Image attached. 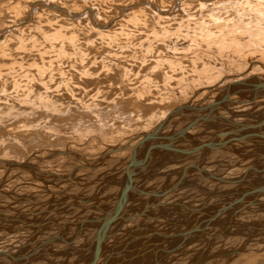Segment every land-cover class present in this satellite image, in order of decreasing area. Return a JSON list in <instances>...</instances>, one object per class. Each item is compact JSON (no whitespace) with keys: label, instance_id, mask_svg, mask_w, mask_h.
Masks as SVG:
<instances>
[{"label":"rangeland","instance_id":"1","mask_svg":"<svg viewBox=\"0 0 264 264\" xmlns=\"http://www.w3.org/2000/svg\"><path fill=\"white\" fill-rule=\"evenodd\" d=\"M139 1L143 4V7L146 8L144 9L145 13L143 14L145 16L144 20L148 21L147 28L142 27L140 25L141 23H135V19L132 14L133 11L124 9L125 6L130 8L132 3H140ZM153 1L156 5L148 7L145 5L148 0H37V2H43V4H49L52 7L64 6L66 9H68L67 11L70 15L77 17L75 18L77 21H74L75 24L73 25L72 22L68 21L65 16L64 19V17L58 13V11H49L40 6L36 0H0V112H4V109H6V102L10 105L16 104L14 107H12L14 109H12L11 117L5 120L3 119V123L0 124V145H2L0 152L8 154V157H5V159L10 158L11 160H19L20 157H25L30 152L33 153L34 151H39V149L43 150L48 146H52V148L55 147L54 150L62 148L63 146H60V142L57 141V138L53 137V133H56V128L59 124L61 127L58 129L59 136L57 137L62 139L61 143H68V148H70V151L72 152L70 154L71 158H68L67 160L58 159L59 156L62 157L58 154H55V157H53V155H49V152L47 151L45 153L41 152L38 154L36 156L37 160L32 165L33 168L35 167V169H33L35 172H42L40 173L41 175L38 173L36 174L38 179L33 178L35 176H32L25 171L21 173V176L18 175V172L21 171H17L16 173L18 174L12 173L9 175V177H5L6 171L1 168L0 177H2L1 180L4 179V181L3 187H0V207L4 212H7H5L6 214L10 212L11 214L8 215L17 218L18 215L22 216L25 213H27V215H31V213L43 211L50 204L49 202L51 201V198L53 196H57L54 194V192L58 191V189L68 191L72 197L77 199H83L84 197L82 196H85L86 198L90 196L89 194H93L94 190L102 184L100 181L101 179L102 181L105 179V175H110V182L113 181V184H117L119 179H113L115 178V171L112 169L119 167L121 164L123 165V160L125 161V159L128 157L131 158V152L133 148H135V144L131 146L130 138L132 139L134 136L139 138L143 131L146 130V126L149 128L148 126L150 125L152 126L158 124L163 112H167L168 110L172 111L181 105H186L191 97L193 98L194 96H197L195 99L196 102H193L195 105H209L218 99L221 100L223 95H225L226 86L235 83L236 80H233V77L241 75L243 70L249 72L250 68L255 65L256 67L259 66L258 69L256 72L250 73L260 74L259 76H261V81L264 82V68H262V66L260 67V65L252 63L250 67H247L245 63H243L244 61H229L228 57H234L233 52L219 50L217 45H212L211 43L208 45L206 42H192L193 38L188 37L187 34H189V36H193L196 33L199 34V31L203 28V25L200 22L205 20L208 23L209 20L207 13L208 10L200 12L199 9H192L195 8L196 5L190 3L189 1L194 2L195 0H186V2L185 0ZM226 1L230 3L233 0ZM183 3L188 5L189 9L183 10ZM231 4L232 7L229 8V15L233 14L235 10H239V8H237L234 3ZM154 7H159V11H157ZM89 8L94 9V16L91 15L92 12L90 13ZM160 12L168 13L170 14V17L175 14L176 21L170 23L167 21H160ZM31 13L33 14L32 17ZM249 16L250 15L247 13L245 18L247 19ZM94 19H98V23L100 22L99 25L107 26L111 33L116 32V34L106 37H103L102 35L100 36V34H98L99 32L93 29ZM28 20H31L29 24L30 26L28 28H21L24 26V23H27ZM204 27L208 29L216 28L214 24L210 23ZM162 33H168V37H165V35ZM172 35L175 36L173 37ZM190 45L193 47L191 48ZM189 49H194L197 53H203L209 55V57H213L215 60L214 62L216 63L215 67H217L214 68V70H216L215 72H218V68L220 67L219 74L216 73L213 77H217L219 75L222 76V78L226 77L224 78L225 82H222V85H218V87L221 86L220 88L216 86L215 88H211L206 91H201L199 89V87H202L199 83L203 82L200 80L198 73H200L204 63L201 60L192 61L191 58L194 55L192 53H187ZM217 60L220 63H217ZM261 60L264 67V59ZM207 62L210 63V60ZM194 65L196 69L194 68ZM83 66L91 70V72L93 71L92 73L99 75L97 78L95 77V82H91V80L88 81V79H82L81 76H79V70L82 69ZM254 75L256 74H253L252 77H256ZM43 77L49 82L47 87L45 85L44 88L37 84V82ZM229 78L230 80H228ZM96 80L99 82L97 85ZM253 80L251 83H253ZM76 83H80L84 88H87V94H83L78 99L83 100V102L87 101V105H93L91 106V110L94 113L96 112L97 116L99 117L101 121V128L95 118L90 121V125L92 127L89 125L90 122L86 124L85 127H80L81 124H85L84 121L89 120L93 113H89L87 110H81L79 106L75 105V101L71 102V106H74L71 108V114L65 117L56 116L53 115L54 113H49L48 111L45 112L43 110H41L43 113L39 111L36 113V115H34V117L31 115L28 117L26 114L22 113L23 109L20 107L21 104H19V100H22V98H24L29 91H31L29 94L33 93L31 96L36 98H41L43 97V93H46L47 96L52 100L54 98L58 100L61 99V97L57 95L58 92L56 91H61L63 95H66L65 92L68 93L67 87L70 89H75ZM33 100L35 99L29 97L27 101H31V104L33 105L37 104V102L33 103ZM66 106L67 105H65V107ZM235 108H240V106L233 107V109ZM242 109L246 111L253 109L254 112H260L261 110H264V97H261V99L253 105L246 103ZM24 110L29 111L27 109ZM82 114L84 116H82ZM260 114L262 115L263 113ZM28 121L32 122V125H34V128L31 130V132L23 130L22 134L21 132L13 133L19 128L18 126H20L21 123L27 125V123H29ZM0 122H2L1 119ZM74 123L76 125H73ZM65 127L66 129H64ZM67 128L69 129L67 130ZM47 129L52 130L51 133L46 131ZM62 130L65 132H62ZM25 132L27 133L25 134ZM49 133L50 135H48ZM52 139H54V141H52ZM201 139H203V141H208L209 136L201 135ZM133 142L134 141H132V143ZM139 142L140 140L138 143ZM121 145L123 147L126 146L127 148L121 151L120 149L117 150L120 147L122 148ZM217 153L219 152H214V154ZM219 154L225 155L227 160L222 161V159H219V161L218 158L215 157L213 161H210L208 164L210 165L209 167L211 169H214V171L217 170V174L221 173L219 175H223L227 172L226 176H233L243 175L248 171L249 167L246 171L235 166L246 163H244L239 157L233 156L231 153H226L225 151H221ZM78 156H81L82 159ZM62 159H65L64 156ZM257 161L258 160H255L254 163ZM261 161L264 163V156L261 158ZM90 162L95 164H90ZM227 162L230 164L232 163L233 166H230V168L227 169L225 168L224 171L226 172L223 170L222 172H219V170L223 169L222 163L228 164ZM247 164L249 165L251 163ZM247 164L246 166H248ZM129 166L130 163L127 167L129 168ZM61 167H63V169ZM91 167H95L96 169H91ZM126 168L121 172H119L121 170L119 169V174H123L125 170L128 171V168ZM55 171H60L59 173L57 172L59 178L56 180L52 179V177L55 178L56 176L49 177L45 175V172ZM63 176L68 178H63ZM160 176H162V174ZM256 176H258L257 173ZM188 177L189 176H187V179ZM200 178L204 183H206L205 179L199 176V179ZM153 180L154 181L150 185V188L152 187L158 189L159 187H163L160 185L163 180L159 183L160 186L157 185L156 179ZM204 183L202 185H205ZM98 184L99 186H97ZM73 185L76 187L79 186V190L76 187V189H74ZM215 185V188H222V185L216 182H210L208 187L213 188ZM152 191L153 190H150V192ZM79 192H82L81 195H78ZM172 193V195L160 200V202L165 203V200H169V202L177 201L183 202V205L184 203H195L196 207H199L200 204H197V196L204 198L205 195L203 192L202 196V193L200 194L199 191L193 188H178ZM5 197L8 199L6 198L7 200H5ZM37 199L40 200V202H38ZM217 199L220 201L219 198ZM217 199L213 200L212 202H219ZM59 200L62 202V204L66 203L64 205L60 204L61 207L66 206L68 205L67 203H69L72 207H67L74 209L73 205L75 203L72 204L71 201L64 197L60 198ZM157 202L158 201H155V203ZM82 206L84 205L80 204L76 206V210L86 208L88 205L85 207ZM238 207H240V205ZM171 209L172 208H169V214H171L172 217L168 218V223L163 220L164 218L159 221H152L149 219L141 220L138 224H132V227L130 229L128 228L123 235L122 233H119V236H115V238L118 237V239H122L121 241L119 240V244L123 240L127 239L130 245L126 248V251L123 252H121L124 249L123 246L117 247V252L121 253L115 258H111V261H108L110 262L109 264H122L120 263L122 261L125 262L124 264H128L131 260L134 261V263L131 264H144L143 261L145 264H154L155 260L153 259L155 258L158 261L161 260L164 264L189 263V261L192 259V256L195 255L193 252L186 253V250H175L171 254L159 253L163 248L170 249L172 247H177L180 242L175 240L171 245V240L163 241L160 237L156 236L149 240L141 238V236L150 235L153 233L154 235L164 233L169 236L186 232L189 229V226L187 225L191 226L192 224H186V222H184L186 219L180 216L186 214L187 212L182 210L180 207L173 208L172 211ZM213 209H215L214 212H216V209L218 208ZM126 210H128V207ZM159 210L160 209L157 207L155 208L154 212L158 213ZM248 210L249 212L246 213L244 210L240 211V214L235 213V222L238 224H240L239 222H248L250 218L247 213H250L253 210L255 211L256 209L250 208ZM3 211L2 213H4ZM14 211H17L18 214ZM85 213L83 216L77 215L75 218L72 215H69L65 211L64 207L63 216H61V218L65 217L64 220L70 218V220L73 221H81L84 218H88L90 215L89 211L88 213ZM164 217L166 218L165 213ZM194 217H197V215L195 214ZM182 218L183 220H181ZM251 218H253V216ZM40 220H42V218ZM2 221H4V219ZM180 221H183L181 225L173 224V222ZM195 221L196 218L191 222ZM51 225L52 230L50 229L46 235H42V237L45 236L44 238L35 237L34 235L35 240H31L33 243L27 246H37L39 239L43 240L49 237L58 236L67 230L65 227L64 230L61 231V227L59 228L56 224L50 223L49 226L51 227ZM72 226L73 227H71V229H74V227L76 229L78 228V225L73 224ZM53 227L55 229H53ZM217 227L219 226H216L215 228ZM214 231L205 232L203 236H210V234H212ZM6 233L7 232L0 231V237L4 241L8 237ZM241 235V233H236L235 236L228 237L227 240L220 239L217 242V245L211 250L212 254H216L218 252L217 256L211 262L215 261V264L220 262L222 264H264V245L260 243L256 244V240L249 242L246 248L238 253V258L236 257L237 259H235L234 256L232 258L219 256L225 252L224 250L233 251L237 247L239 248V246L245 240V237L243 238ZM11 236L8 238L11 239ZM237 236L240 237L237 238ZM34 237L30 236L28 238V235L25 234V236H22L18 239L19 242H16V244H6L5 246H2L0 252L14 251L17 249L19 250V248H21L24 243H27L28 240ZM66 238L70 239V237ZM136 238L139 239L136 240ZM259 238L260 237H258V239ZM2 239L0 240V245H3ZM76 241L72 243L73 247L71 249L77 247L75 244ZM260 241H264V238L262 237ZM82 242H85V240L79 241V243ZM196 243L197 247L195 249H197L200 245V242L197 241ZM47 244H43L42 248L59 249L63 248L64 245L59 241H54L51 242V244ZM117 244L113 245L112 248L116 247ZM193 246H191V250ZM32 248L24 247V249L22 248V251L24 250L27 252ZM155 248L161 250L158 251V253L155 252L156 250L150 253L147 250ZM110 250L106 252V256L111 255ZM31 251H33V249ZM42 251L40 253L45 254L46 251ZM181 252L183 253L181 254ZM141 253H143L145 258L141 256ZM61 258H64L63 255L57 253V255H55V257L52 259H48L47 256H44L43 259L54 263L58 260H61ZM1 260L3 261L5 259L0 258V261ZM3 263L8 262L3 261ZM33 264H36V262ZM159 264H161V262Z\"/></svg>","mask_w":264,"mask_h":264},{"label":"bare ground","instance_id":"2","mask_svg":"<svg viewBox=\"0 0 264 264\" xmlns=\"http://www.w3.org/2000/svg\"><path fill=\"white\" fill-rule=\"evenodd\" d=\"M37 2V0H36ZM36 2H33V3H36ZM140 2V1H139ZM186 2V0H185ZM190 3L196 5L195 8H192V9H199L200 12H203L204 10H208V23L205 21V20H202L200 23H202L203 25V28L199 31V34L196 33L194 34L193 36H189V34H187L188 37L190 38H193V43H198V42H206L208 45L211 43L212 45L215 44L217 45V48L219 50H224L225 52H233V56L234 57H228L229 58V61H232L234 62L235 60L239 61H244L243 63H245V65L247 67H250L252 65V63L254 64H257V65H260V67L262 66L263 67V62L261 59H264V0H246V1H243V0H233L232 2L228 3L226 0H195L194 2L193 1H189ZM39 3L40 6H42L43 8L49 10V11H58V13H60L63 17L65 16L66 19L70 22H72V24L74 25V21H77L75 20V18L77 17H74L72 15L69 14V12L67 11L68 9H66L64 6H50L49 4L48 5H45L43 4V2H37ZM60 3V2H59ZM231 3H234L236 5L237 8H239V10H235L233 12V14L229 15V8L232 7V4ZM62 4V3H61ZM184 4V3H183ZM37 5V4H35ZM148 7H151V6H155V2L153 0H148V2H146V4ZM210 6V7H209ZM34 7V6H33ZM194 7V6H193ZM157 11H159V7H154ZM182 8L183 10H187L189 9L188 5L184 4L182 5ZM90 9V13L91 15H93V10L92 8H89ZM124 9H129L131 11H133V16H134V19H135V23L139 24L141 23L140 25L142 27H145L147 28V22L146 20H144L145 16L143 13H145L144 8L143 7V4L140 2V3H132L130 5V8L128 6H125ZM34 10V8H33ZM150 10V9H149ZM184 12V11H182ZM33 13V12H32ZM31 13V17L33 16V14ZM248 13L249 18H245L246 17V14ZM157 14V13H156ZM170 14L168 13H163V12H160L159 14V20L160 21H167V22H175L176 21V15L173 14L171 17L169 16ZM82 16V15H81ZM94 16V15H93ZM162 16V17H160ZM178 16V15H177ZM62 17V18H63ZM64 17V19H65ZM31 19V18H30ZM112 19V18H110ZM158 20V21H159ZM30 21L31 20H28L27 23H24L23 27L21 28H28L30 25ZM94 24V30L95 31H98L100 34V36L102 35L103 37H106V36H113L116 34V32H113L111 33V31L108 30V27L107 26H104V25H99L98 23V19H94L93 20ZM81 23V22H80ZM114 23V22H113ZM214 24L216 26V28L214 29H208L204 26L208 25V24ZM112 27V26H111ZM20 28V29H21ZM136 29V28H135ZM167 29V28H166ZM16 30V29H15ZM153 30V29H152ZM152 32V31H151ZM72 33V32H71ZM187 33V32H186ZM158 34V33H157ZM163 35H165V37H168L167 34L168 33H162ZM184 34V33H183ZM162 35V36H163ZM177 35V34H175ZM175 35H172L173 37ZM157 36V35H156ZM155 36V38H156ZM164 37V36H163ZM172 37V38H173ZM179 37V36H178ZM76 38V37H74ZM161 38V37H160ZM159 39V38H158ZM167 39V38H166ZM186 41V40H185ZM184 41V42H185ZM174 43V42H173ZM84 44V43H83ZM172 44V42H171ZM187 44V43H186ZM175 45V44H174ZM189 45V44H188ZM196 45V44H195ZM191 48L193 47L192 45H190ZM197 46V45H196ZM184 47V46H183ZM175 49V48H173ZM176 50V49H175ZM223 51V52H224ZM187 53H192L194 56L191 58L192 61H203V68L200 70V73L199 74V78L200 80L203 82V83H199L200 86L202 87H199V89L201 91H206L208 89H211V88H215L216 86L218 87V85H222V82H225V79L226 77L222 78V76H217V77H213L216 73L219 74V71H220V67L218 68V72H215L216 70H214V68H217L215 67L216 63L214 62L215 60L213 59V57H209V55H206V54H203V53H197L196 50L194 49H189ZM160 54V53H159ZM247 54V55H246ZM198 55H201V56H198ZM200 59H199V58ZM189 58V57H188ZM210 60V63H208L207 61ZM168 62V61H167ZM222 62V61H221ZM144 63V62H143ZM195 63V62H194ZM217 63H220L218 62L217 60ZM21 65V64H20ZM259 66L256 67L253 66L250 68L249 72L243 70V72H241L242 74L241 75H238L236 77H233V80H236L235 83L231 84L232 86L230 87L229 85L226 86V92H225V95H223V98L221 100H223V104L221 105V110H218V114H221V113H224V114H221L219 115V118L218 119H214L211 120V122L209 123H201L199 124L197 127L195 128H192L191 130H189V132L187 133L188 136L192 137L190 134V131H192L191 133H193L195 136L192 137L194 139H199V140H202L201 139V135L203 136H209V140H212L214 138H221L220 134L219 133H226V132H230L231 135L227 138L231 141H234L236 135L238 134L239 130L241 129H244L245 131L242 132V134H238L239 136H243V135H253L254 133L255 134H264V116H261L260 113H264L263 111L264 110H261L260 112H254L253 109L251 110H243V106L246 104V103H249L250 105H253L254 103H257L261 97H264V89L260 88L261 85H264V82L261 81V76H259L260 74L258 73H250V72H256V70L258 69ZM194 68H195V65H194ZM196 69V68H195ZM172 70V69H171ZM260 70H263V69H260ZM196 71V70H195ZM80 72V75L82 79H88L91 80V82H95V77L97 78L99 75H97L96 73H92L91 70H89L88 68L86 67H82V69L79 70ZM222 73V72H221ZM245 73V74H243ZM250 73V74H248ZM253 74H256L254 76L256 77H252ZM222 75V74H221ZM85 77V78H84ZM81 78H80V81H81ZM254 79V80H253ZM230 80V78L228 79ZM253 80V83H251ZM200 81V82H201ZM227 81V80H226ZM243 81H246V85L245 84H242L241 82ZM49 82L46 81V79L43 77L42 79H40L37 84L39 86H41L42 88H44V86L46 85L47 87V84ZM88 83V82H87ZM99 82L96 80V85L98 84ZM227 83V82H226ZM198 84V85H199ZM254 85V86H253ZM221 87V86H220ZM218 87V88H220ZM57 89L59 90V88L57 87ZM26 90V89H25ZM29 90V89H28ZM34 90V89H33ZM217 90V89H216ZM37 91V90H35ZM39 91V90H38ZM67 91L68 93L65 92L66 95H63L61 91H56L58 92L57 95L61 97V99H51L50 97L47 96L46 93H43V97L41 98H36V97H33L31 95H33V93H30L31 91H29L27 93V95L22 98V100H19L21 104L20 107L21 109H23L22 113L23 114H26L28 117L36 115L37 112L43 110V111H48L49 113H54L53 115H56V116H67L69 114H71V108H73L74 106H71V102L72 101H75L77 106H79V108H81V110H87L89 113H93V115L89 118V120H86L84 121L85 124H81L80 127H85L86 124H88L93 118L96 119V121L99 123V126L101 128V124H100V119L99 117L97 116L96 112L94 113L92 110H91V106L93 105H90V104H86V102H83V100L81 99H78L79 97H81L83 94H87V88H84L80 83H76V86H75V89H70L69 87H67ZM221 91V90H220ZM198 92V91H197ZM35 93V92H34ZM223 94V93H222ZM198 95V94H197ZM54 96V95H53ZM30 98H34L35 100H33L32 102L33 103H36L35 105L31 104V101H27L28 99ZM85 97V96H84ZM95 97V96H93ZM206 97V96H205ZM197 98V96H194L193 98L189 97V102L192 103L193 105V102H196L195 99ZM233 98H236L237 101H233L232 99ZM24 99V100H23ZM38 99V100H37ZM86 99V98H85ZM212 99V98H211ZM228 99V101H226ZM210 100V99H209ZM226 101V102H225ZM66 102V103H65ZM188 102V103H189ZM187 103V104H188ZM214 103V102H213ZM27 104V105H26ZM6 106V109H4V112H0V119L2 122H0V124L3 123V119H8L11 117L12 115V107H14L15 105H10L9 103L6 102L5 104ZM65 105H67L65 107ZM243 105V106H242ZM182 106V105H181ZM240 106V108H235L233 109V107H238ZM242 106V107H241ZM4 107V108H5ZM178 108V107H177ZM19 109V110H21ZM24 109H27L29 111H26ZM91 110V111H89ZM175 110V109H173ZM172 110V111H173ZM253 110V111H252ZM172 111H167V112H163V114L161 115L159 121H158V124L161 123L162 121H164L171 113ZM16 112V111H15ZM41 113H43L41 111ZM86 113V112H85ZM14 114V113H13ZM40 114V113H39ZM84 114V113H83ZM82 114V116H84ZM88 114V113H86ZM85 114V115H86ZM217 114V115H218ZM25 115V116H26ZM244 115V116H243ZM26 116V117H27ZM32 117V118H33ZM153 117V116H152ZM25 118V117H24ZM84 118V117H82ZM88 119V117H87ZM193 119V118H192ZM240 119H248V121H250L249 123H243L242 121L243 120H240ZM14 120V119H13ZM45 120V119H44ZM60 120V119H59ZM141 120V118H140ZM152 120V119H151ZM155 120V119H154ZM236 120V121H235ZM9 121V120H8ZM15 121V120H14ZM20 121V120H18ZM153 121V120H152ZM29 122V121H28ZM70 122V121H69ZM68 122V124H69ZM96 122V123H97ZM150 122V121H149ZM156 122V121H155ZM47 123V122H46ZM211 123V124H210ZM67 124V123H66ZM91 124V122L89 123V125ZM154 124V123H153ZM158 124L156 125H150L148 126L149 128H147L146 126V130L143 131L142 135L143 134H146V133H149L150 131H152ZM73 125H76L75 123ZM185 125H188V121L187 122H183V121H180L177 117H171V120L167 126V128L164 129L163 132H166V133H177L178 131H180L183 126ZM64 126V125H63ZM78 126V124H77ZM91 126V125H90ZM19 128L13 132V133H17V132H21L22 134V131L25 130V131H30L34 128V125H32V122H29L27 123V125H24L21 123L20 126H18ZM60 124L57 126L56 128V133H53V137H56L57 138V141H59L60 143V146H63L62 148H59L57 150H54L55 147L52 148V146H48L47 148H44L43 150L39 149V151H34L33 153H27L28 155L25 156V157H20L19 160H11L10 158H6L5 157H8V154L4 153V152H0V169H4L6 171V176L5 177H9L10 174L12 173H16L17 171H21V172H18L16 174L20 175L21 176V173L23 171L25 172H28L29 174H31L32 176H35L33 178L35 179H38V177L36 176V174L38 173L35 172V167L33 168V163H35V161L37 160L36 156L38 154H40L41 152H49V155H53V157H55V154H58V155H61L62 157H58V159L60 160H67L68 158H71L70 154L72 153L70 151V148L69 147V144L68 143H61V138L60 137H57L59 136V133H58V129L60 128ZM89 127V126H88ZM92 127V126H91ZM200 127H206V128H200ZM29 128V129H28ZM75 128V127H74ZM77 128V127H76ZM66 129V127L64 128ZM69 128H67L68 130ZM72 129V128H71ZM144 129V128H143ZM8 130H12V129H8ZM34 131V130H33ZM39 131V130H38ZM46 131H49L51 133L52 130H49L47 129ZM54 131V130H53ZM85 131V130H84ZM92 131V130H91ZM137 131V130H136ZM12 132V131H11ZM62 132H65L64 130H62ZM71 132V131H70ZM76 132V131H74ZM86 132V131H85ZM254 132V133H253ZM27 132H25L26 134ZM50 133L48 135H50ZM87 133V132H86ZM85 133V134H86ZM137 133V132H136ZM135 133V134H136ZM253 133V134H252ZM71 134V133H70ZM77 134H78V131H77ZM52 135V134H51ZM134 136V138H130V142L133 140L134 142L132 143L131 142V146L134 145L136 146L138 141L141 140V136L138 138ZM50 138V137H49ZM52 138V137H51ZM82 139V138H81ZM137 139V140H136ZM71 140V139H70ZM52 141H54V139H52ZM258 141H261V140H258ZM81 142V141H80ZM74 143V142H72ZM126 143V142H125ZM190 147L188 148H191L193 147V145L189 142H187ZM255 144V145H254ZM254 144H249L248 147H244L242 145H239L237 142H235L233 144V148L238 151V153L234 152V151H226V153H231V155L233 156H237L239 158L242 159V161L245 163H247L248 161H252L253 163L251 164H247L248 166H246V163L245 164H238V165H235L236 167L238 168H242L244 170L247 171L248 167V171L246 173H244L243 175H233V176H226V171L225 168H230V166H233L232 163L230 164L229 162H227L228 164H224L222 163L223 165V169L219 170V172H222V170L224 172H226L225 174L223 175H219L217 174V170L214 171V169H211L208 165L210 163V161H213V159L215 157L219 159H222V161H225L227 160L226 159V156L223 155V154H219L221 153V151L223 152V150H216V151H213L211 153H209L207 156H204L202 153H196V154H193V155H190V154H183V155H179V153H162L160 154L159 156L155 157L154 160H152L149 164H148V167L151 171V178H149L150 180H146L147 178H138L137 179V183L136 181L133 182L134 186L138 189H142V190H145L146 192L150 190H153L152 192H150V194H153V193H156V191L158 190L159 192H162L164 191L166 188H168L169 186L173 185L179 178L180 176L176 173L178 172H183L184 168L186 167H189V166H192V165H196L197 163L199 164H202V159L205 157V162L203 163V165L201 166V170H205L203 173H211V174H215V175H218V176H222L224 179H232V180H242L244 179L245 180V185L242 186V185H238L237 183H235L234 185H222L223 189L224 190H215V189H218L219 187L215 188L216 185L213 187V188H209V183L212 182V181H208L207 179H205L204 175L201 174V170H198L196 169V171H193L191 175H195V174H198L197 176H200L202 177L203 179H205L206 183L203 182V180L200 178H197L195 180H192L191 179H187V176L184 178L181 186H179L178 188H193L197 191H199V193L201 194L202 193V196H203V192L205 194V197H206V200H205V203H203L202 206L200 207H196V204H195L193 207H188V206H185L183 205V202H172L168 205H161L160 203V200H163L164 198L174 194L171 192H169L165 197H163L162 199L158 200H154L152 197L148 198V197H139V198H136L134 197L133 199L129 200L127 202V205L125 206L126 208L128 207V211L131 210V208L133 207H140V208H144L145 206L147 205H152L153 203H155V201H158L160 203V205L158 206V208L160 210H163L166 211V212H163V213H154V208L151 210L150 209V213H147V215H151L153 217H151L149 220H152V221H159V220H163L166 221V223H168V218L170 217L169 216V208H177V207H180L182 210H184L185 212H187L185 215H191V214H194V213H197V212H194V213H188V211L186 210L187 208H191V209H198L200 208L201 211H204L206 209H208V207H211V208H220V202L223 201V199L227 200L229 198H233V201L235 200H241V201H244L245 199H252V197H254V194L253 192L254 191H257V188L260 187V186H264V173H262L258 167H256L257 165H260L262 169L264 163L261 161V159H259V157H263L264 156V145H260L258 144L257 142H255ZM106 145V144H105ZM250 145H254L255 147H253V150L252 151H247L250 148ZM122 146V145H121ZM123 147V146H122ZM129 147V145H128ZM2 148V145H0V150ZM76 148V147H75ZM188 148H180V149H188ZM48 149V150H47ZM73 149V148H72ZM121 151V147L118 148L117 150ZM116 150V151H117ZM129 150V149H128ZM131 150V149H130ZM3 151V150H2ZM82 151V150H81ZM115 151V150H113ZM219 152L217 154H214V152ZM55 152V153H54ZM104 152V151H103ZM54 153V154H52ZM123 153V152H122ZM132 153V152H131ZM106 154V153H104ZM129 154V153H128ZM43 155V154H42ZM44 156V155H43ZM64 156L65 159H62ZM76 156V155H75ZM92 156V155H91ZM90 156V157H91ZM132 156V155H131ZM52 157V158H53ZM57 157V156H56ZM81 158V156H78ZM103 157V156H101ZM124 157V156H123ZM196 157V158H194ZM222 157V158H220ZM48 158V156H47ZM97 158V157H96ZM132 158V157H131ZM130 157H128L127 159H125V161L123 160V165L121 164L120 166L119 165H115V166H119L115 169H112L113 171H115V178L113 179H119L118 183L117 184H113V181L110 182L111 180V177H109L108 175H105V179L102 181L101 178V181L100 183H102L100 186L99 184L97 186H99L98 188H94V193L93 194H89L90 196L86 197L85 196H82L84 197L83 199H77V198H74L71 196V194L68 192V191H63V190H59L54 192V194H56L57 196H53L51 198V201L49 203V205L47 206V208L43 211H40V212H43L41 213L40 216L38 217H34L31 215H27L25 218L21 215H18L17 218H15L14 216H9L8 214H11L10 212H8V214H6L0 207V210H2L4 213V215L6 217H10V218H13L15 221H9V220H6L3 216L0 215V231L2 232H7L6 234L9 236H11V239L7 237V239L4 241L1 237H0V240L2 239L3 240V245H0V249H2V246H5L6 244H16V242H19V236L18 233L20 231H23L21 233L22 236H25L28 235V238L31 236L34 237L35 235V230H38L40 229L41 227L36 225L37 227H34L35 224H38L37 222H41L43 221L44 219H48L49 217H52V216H55L56 218L55 219H52L50 221H47L44 225L47 226L49 225L50 223L52 224H56L59 228L61 227V231L64 230V228L66 227L67 230H65L64 232H62L60 235L61 236H64V237H71V243H70V246L71 248L73 247L72 243L76 240H80L84 235L87 234V232L90 231V237H89V242L87 243V241L85 242L86 244L84 245H90L91 244V240L93 239V237L95 236L96 232H95V229H91V225L88 226V228L86 229V225H87V221L88 220H91V219H99V218H102V215L104 214L103 211L104 209L102 210H97L98 207H103V206H112L115 202H117V195L122 191V188L126 187L128 184H129V180L126 179L125 177V174L128 175L130 178H132L133 176V171L135 169H137V166L139 164V159H137L135 161V165L132 166L131 170H129V168L127 167L130 163V160H131ZM49 159V158H48ZM82 159V158H81ZM80 159V160H81ZM84 159V158H83ZM101 159V158H100ZM39 160V159H38ZM167 160V161H166ZM230 160V158H229ZM255 160H258L256 163H254ZM83 161V160H82ZM220 161V160H219ZM10 162H16V163H24L25 164V168L24 169H18V168H12L11 166L8 165V163ZM85 162V161H84ZM89 162V161H88ZM92 162V161H91ZM90 164H95V163H91ZM142 162V161H141ZM50 163V162H49ZM108 163V161H107ZM112 163V162H111ZM143 163V162H142ZM216 163V162H215ZM221 163V162H220ZM226 163V162H225ZM51 164V163H50ZM159 164V165H157ZM230 164V165H229ZM99 165V164H98ZM36 166V165H35ZM39 166V165H38ZM52 166V165H51ZM104 166V165H103ZM219 166V165H218ZM259 166V167H260ZM37 167V166H36ZM53 167V166H52ZM83 167V166H82ZM101 167V166H100ZM128 168V171L125 170V172L123 174H120L119 175V172L121 171H124L123 169L125 168ZM130 167V166H129ZM155 167H161V168H157L154 172L153 171V168ZM217 167V166H216ZM246 169H245V168ZM45 168V167H44ZM63 169V167H61ZM95 167H91V169H94ZM126 168V169H127ZM96 169V168H95ZM119 169H121L119 171ZM233 169V168H232ZM15 170V171H14ZM49 170V169H48ZM237 170V169H235ZM243 170V171H244ZM119 171V172H118ZM58 171H55V172H45V175L46 176H56L55 178L52 177V179L56 180L59 178V175ZM111 172V171H110ZM173 172V173H171ZM201 172V173H200ZM239 172V171H237ZM236 172V173H237ZM42 172H39L38 174H40ZM107 173V172H105ZM256 173L258 174V176H256ZM93 174V173H92ZM110 174V173H109ZM162 174V176L160 175ZM167 174V175H165ZM231 174V173H229ZM41 175V174H40ZM119 175V176H118ZM190 176V175H189ZM195 176V178L197 177ZM98 177V176H97ZM125 177V178H123ZM147 177V176H146ZM258 177L261 179L259 181ZM2 177H0V187L2 186L3 187V180H1ZM40 178V177H39ZM47 178V177H46ZM62 178V177H60ZM63 178H68L66 176H63ZM110 178V179H109ZM41 179V178H40ZM123 179V180H122ZM153 179H156L157 180V185H159V183L161 182V188H158V189H153V188H150L149 186L153 183ZM20 180V179H19ZM22 180V179H21ZM47 180V179H46ZM74 180V179H73ZM160 180V181H159ZM36 181V180H35ZM76 181V180H75ZM82 181V180H80ZM105 181V182H104ZM143 181V182H141ZM159 181V182H158ZM78 182V181H77ZM83 182V181H82ZM92 182V181H91ZM99 182V181H98ZM124 182V183H123ZM204 183L205 185H202L201 186V183ZM21 183V182H20ZM74 183V182H73ZM88 183V182H86ZM90 183V182H89ZM116 183V182H114ZM202 183V184H203ZM217 183V182H216ZM12 184V183H11ZM68 184V183H67ZM78 184V183H76ZM212 184V183H211ZM210 184V185H211ZM215 184V183H214ZM45 185V184H44ZM90 185V184H89ZM159 185V186H160ZM221 185V184H220ZM87 186V185H86ZM94 186V185H93ZM218 186V185H217ZM225 186H228L230 189H226L227 187ZM11 187V185H10ZM44 187V186H43ZM47 187V186H46ZM45 187V188H46ZM51 187V186H50ZM74 189H78L79 190V186L76 187L74 186ZM76 187V188H75ZM83 187V186H81ZM57 188V187H55ZM59 188V187H58ZM177 188V189H178ZM1 189V188H0ZM70 189V188H69ZM119 189V190H117ZM176 189V190H177ZM212 189V190H210ZM3 190V189H2ZM90 190V189H89ZM88 190V191H89ZM115 190H117L116 192H114ZM121 190V191H120ZM187 190V189H186ZM1 191V190H0ZM5 191V190H4ZM53 191V190H51ZM77 191V190H76ZM84 191V190H83ZM175 191V190H174ZM8 192V191H7ZM78 192V191H77ZM234 192H238V194L240 195H237V194H234ZM9 193V192H8ZM46 193V192H45ZM53 193V192H52ZM82 193V192H81ZM81 193L79 192L78 195ZM122 193V192H121ZM172 193V194H171ZM233 193V194H232ZM50 194V192H49ZM84 194V193H83ZM264 194V193H263ZM40 195V194H39ZM73 195V194H72ZM5 196V195H4ZM46 196V195H45ZM152 196V195H151ZM9 197V196H7ZM5 197V200H7L8 198ZM34 197V195H33ZM40 197V196H39ZM47 197V196H46ZM66 198L68 199L69 201L72 202V204L76 201L79 204H82L84 206L82 207H85L86 205V208H82L81 210H76L77 207H75L74 209L73 208H68V207H65V211L69 214V215H72L73 217H77V215L79 216H83V214L86 212L88 213V211L90 212L89 214V217L86 218L85 220L83 221H79V222H76V221H73V220H70L69 219H65V217H62L63 216V209H61L60 207V204H62V202H60V198ZM78 197V196H77ZM81 197V196H80ZM7 198V199H6ZM45 198V197H44ZM219 198L220 201L217 199ZM2 199V198H1ZM10 199V198H9ZM197 199H198V202H201L202 198L200 196H197ZM217 199L219 202H216L214 205H211V206H208L207 205L209 203H211L213 200ZM38 200V199H37ZM62 200V199H61ZM81 200V201H80ZM4 201V200H3ZM24 201V200H23ZM29 201V200H28ZM31 201V200H30ZM47 201V202H48ZM67 201V200H66ZM86 201H89V203L92 204H89L88 202ZM260 201H264V197L262 199H260ZM7 202V201H5ZM35 202V201H34ZM38 202H40V200H38ZM44 202V201H43ZM64 202V201H63ZM132 202V203H131ZM29 203V202H28ZM230 203V202H228ZM242 203V202H241ZM241 203L239 204H235L232 206V209H237L238 206L240 205L241 207ZM12 204V203H11ZM33 204V203H32ZM35 204V203H34ZM38 204V203H37ZM66 204V203H64ZM62 204V205H64ZM69 204V203H67ZM96 204V205H94ZM7 205V204H6ZM29 205V204H28ZM36 205V204H35ZM34 205V206H35ZM43 205V203H42ZM1 206V204H0ZM3 206V205H2ZM11 206V205H9ZM31 206V205H30ZM56 207L57 208H60V209H57V210H54L53 212H47V211H52L51 208L52 207ZM5 207V206H4ZM37 207V206H36ZM45 207V205H44ZM123 207V208H125ZM13 208V207H12ZM15 208V207H14ZM28 208V207H27ZM35 208V207H33ZM123 209V210H126ZM6 209V208H5ZM29 209V208H28ZM36 209V208H35ZM253 209H256L255 211H251L250 213H247L249 215V218H250V221H246V222H239L240 224L242 223H249L251 226H249V228H245L244 226H234L238 223H236V219L234 221V223L230 224L229 226H232L230 227L229 231H235V232H231V233H241L243 236V238L245 239L243 241V243L239 246V249H241V251H243L246 246L249 244V242L251 241H254L256 240V244L260 243V244H263L264 245V241H260V239L263 237L264 238V214L262 215H259L257 216V213H261V212H264V208L262 207H257V208H253ZM1 211V212H2ZM31 211V210H30ZM82 211V212H80ZM13 212V211H12ZM17 213V211H14ZM32 212V211H31ZM244 212H249V210H244ZM30 213V212H29ZM85 213V214H86ZM164 213L166 215V218L164 217ZM215 212L212 211L211 214H214ZM228 213V212H226ZM13 214V213H12ZM18 214V213H17ZM65 214V213H64ZM168 214V215H167ZM238 214H240L238 212ZM14 215V214H13ZM231 215V213H230ZM229 215V216H230ZM236 214H233L232 216L228 217V218H224V219H220L218 220L219 222L220 221H224V222H229L230 219H234ZM251 215V216H250ZM16 216V215H15ZM224 216V215H223ZM253 216V218H251ZM182 217L184 219H186L187 217L184 216V214L182 215ZM42 218V220H40ZM183 218L181 220H183ZM4 219V221H2ZM63 219V220H61ZM147 219V218H145ZM167 219V220H166ZM18 220V221H17ZM26 220V222H25ZM76 220V219H75ZM8 221V222H7ZM140 220H136V221H131L130 223L128 224H124L123 225H114L112 227V230H113V234L111 235V237L108 239H105L106 241L104 242L103 244V254H104V257L106 256V252H108V250H110V253L112 255L111 258H115L117 257L121 252L123 251H126V248L129 247L130 243L129 241L126 239V240H123L120 244H119V240L121 241L122 239H118V237L114 238L115 236H117L119 233H122V235L124 234V232L129 228L132 227V224L136 223L138 224ZM4 222V223H3ZM62 222V223H60ZM82 222H84L83 225H80L78 226V228L76 229L74 227V229H71V227H73L72 225H79L81 224ZM186 222V224H192L191 226L194 225V223L192 222H187V221H184ZM26 223H32L30 225H26ZM180 225L183 223V221H180L179 222ZM64 225V226H63ZM65 225H68V226H65ZM126 226L124 228H122V226ZM55 226V225H54ZM56 226V227H57ZM63 226V227H62ZM52 228V225L51 227ZM90 228V229H89ZM189 228V227H188ZM218 228V227H217ZM43 229V228H42ZM41 229V230H42ZM53 229H55L53 227ZM52 230V229H51ZM189 230V229H188ZM219 230V229H218ZM216 230V231H218ZM78 231H80V233H78ZM116 231V232H115ZM214 231V232H216ZM73 234V235H72ZM89 235V234H88ZM121 235V236H122ZM119 236V235H118ZM156 237H160L163 241L165 240H171L170 244L172 245L173 241H177V242H180L182 241V239H173L172 237H169L167 236L166 234H157L155 235ZM166 236V237H165ZM204 237V236H203ZM240 236H237V238H239ZM251 237L253 238V240H251ZM258 237H260L258 239ZM50 238V237H49ZM257 238V239H256ZM48 238L46 239H43V240H39L40 241H44V240H47ZM115 239V240H113ZM139 239V238H136V240ZM146 240H149V239H152V236L149 237V238H145ZM30 240L27 241V243H24L25 244H28L30 242H32ZM227 240V239H226ZM37 243V246H39L40 243ZM58 242V241H57ZM118 243V244H117ZM226 243V242H225ZM20 244V243H19ZM36 244V243H34ZM51 244V243H50ZM53 244V243H52ZM116 247L112 248L113 245H116ZM175 244V243H174ZM200 244V243H199ZM48 245V244H47ZM84 245L82 246H78L77 247H74L72 250L77 253L79 252L83 247ZM193 245V244H192ZM197 243H195V245L192 247V249H195L197 246ZM33 247V245H31ZM31 246H25L26 248H32ZM36 245H34V247L32 249L35 248ZM43 246V245H42ZM120 246H123L124 249L121 251V252H117V247H120ZM252 246V245H251ZM256 246V245H255ZM254 246V247H255ZM13 247V246H11ZM21 247V246H20ZM47 247V246H46ZM56 247V246H55ZM95 247V244H92L91 246H89L85 251H86V254H89L90 253V248H94ZM179 247V245L177 246ZM177 247H172L170 249H180L177 248ZM253 247V246H252ZM51 248V247H50ZM70 248V249H71ZM191 249V245L187 246V247H184L183 249ZM199 248V247H198ZM238 248V247H237ZM251 248V247H250ZM14 249V248H12ZM24 249V248H23ZM116 249V251H115ZM170 249H168V252H170ZM161 250V249H160ZM261 250V249H260ZM264 250V249H263ZM24 251V250H23ZM225 252H223L222 255H219V256H226L227 258H232L234 256L235 259L238 258V253H233L235 251V249L233 251H226L224 250ZM240 251V252H241ZM256 251V250H255ZM6 252V251H4ZM11 254H18L20 255V253L22 252V249H17V250H14V251H9ZM43 252V251H42ZM74 252H71L69 251L68 254H71V253H74ZM146 252V251H145ZM184 252V251H183ZM181 252V254L183 253ZM238 252V251H237ZM239 252V253H240ZM160 253V252H159ZM192 253V252H191ZM27 254V253H26ZM218 252L216 254H213L215 257L217 256ZM236 255V256H235ZM149 256V255H148ZM218 256V257H219ZM231 256V257H230ZM260 256H263V255H260ZM140 257V256H139ZM237 257V258H236ZM44 258V255L43 256H36L35 259L37 260L36 261V264H51L52 262L51 261H47L46 259H43ZM145 258V257H144ZM196 258V254H195V257L194 259ZM72 259V261H71ZM137 260V259H136ZM156 261V258L153 259ZM5 262H8L7 260H3ZM3 261L1 260L0 263H3ZM73 258L71 256H66L64 257L63 259L61 258V260H59L57 262V264H65L67 262H73ZM176 261V260H175ZM213 261V260H211ZM116 262V261H115ZM130 264L131 263H134L133 260L129 261ZM215 262V261H214ZM214 262H209L208 264H215ZM118 263V262H116ZM122 264H124L125 262L122 261L120 262ZM175 263V262H174ZM224 263V262H223ZM54 264V263H52ZM156 264V262L154 263ZM159 264V263H157ZM188 264V263H187ZM218 264H222L221 262L218 263ZM226 264V263H225Z\"/></svg>","mask_w":264,"mask_h":264},{"label":"water","instance_id":"3","mask_svg":"<svg viewBox=\"0 0 264 264\" xmlns=\"http://www.w3.org/2000/svg\"><path fill=\"white\" fill-rule=\"evenodd\" d=\"M241 83L246 85V81H243ZM229 86L231 87L232 85H229ZM260 88L264 89V85H261ZM226 101H228V99ZM223 103H224L223 100H220V99L216 100L214 103L209 104V105H201V104L192 105V103L189 102L188 104L180 106L176 108L175 110H173L172 113L164 121L159 123L152 131L141 135L140 142L132 150V156H131L132 158L130 160V167H129V170H131L132 166L135 165V161L139 159V164L137 166V169L133 171L132 178H130L128 175L125 174L126 179L130 181L129 184L126 187L122 188V191L120 190L122 193L120 192L117 195L118 201L115 202L112 206L98 207L97 210L99 211L104 209L103 211L104 214L102 215V218L91 219L87 221V225L85 228L87 229L88 226L91 225L92 227L91 229L96 230L95 231L96 234L91 240L90 245L88 244L84 245V247L79 252L75 253L72 249H70L71 248L70 246L71 237L70 239H67L66 237L61 236V235L53 236V237L48 238L47 240L40 241L39 246H35L33 251H31L30 253L22 251L20 255H18V254H13V253L11 254L9 251L0 252V258H3L8 261V263H0V264H33L37 261L35 259L36 256L44 255V256H47L48 259H52L55 257V255H57V253L63 255V257L71 256L73 258L74 260L73 262H67L65 264H109L110 262L108 261H111L112 255L104 257L103 244L106 241L105 239L107 238L109 239L111 235L113 234L112 227L117 224L123 225V223L125 224L131 221L150 219L153 216L147 215L145 211L150 212V209L152 210L153 208H157L160 205V203L157 202V203H153L152 205H147L144 208L133 207L129 211L123 210V207L126 206L127 202L133 199L134 197L141 198L142 196L148 197V198L152 197L154 200L162 199L169 192L171 191L173 192L179 186H181L186 176L191 175L193 171H196V169L201 170V166L205 162V157H204L202 159V162H203L202 164L197 163L196 165H192V166L184 168L183 172L176 173L180 176V178L173 185L169 186L162 192H159L157 190L156 193L150 194L149 191L146 192L145 190L136 188L134 186L135 183L133 184V182L136 181L137 183L138 178H147L146 180H150L149 178H151L152 170L149 169L148 164L152 160H154L155 157L159 156L162 153H166V152L167 153H177L178 152L179 155H183V154L193 155L196 153H202L204 156H207L209 153L216 151V150L234 151L238 153V151H236L233 148V144L235 142L239 144L241 143L254 144L255 142H257L260 145H264V134L260 133V134L239 136L238 134H242V132L245 131L244 129L239 130L234 141L227 139L231 135L230 132H226V133L221 132L219 133L221 138H214L210 141H202V140H199L198 138L194 139L187 135L189 130L197 127L199 124L209 123L211 122V120L214 121V119H218L219 115H217L218 114L217 112L218 110H221V105ZM173 116L177 117L180 121H188V125L183 126V128L177 133L163 132L164 129L167 128L171 120V117ZM258 140H261V141H258ZM182 142H189L193 145V147L188 148V149H180L178 146ZM125 148L127 147L126 146L122 147L121 150H124ZM8 165L11 166L12 168H18V169H21V168L24 169L26 167L24 163L22 164V163H16V162H10L8 163ZM259 166L260 165H257L256 167H258V169L262 173H264V165L262 169H260L261 166L260 167ZM157 168H161V167H155L153 168V171L156 172L155 170ZM204 171L205 170H201L202 173L201 172L200 173L203 174L205 179H207L208 181L217 182L221 185H234L235 183H237L239 186L240 185L244 186L246 184L244 179L228 180V179H224L222 176H218L215 174L203 173ZM258 179L259 181L261 180L259 177ZM263 193H264V186H260L257 188V191L253 192L254 197H252V199H245L244 201L235 200L230 203H226L227 201L223 200L220 203V208L216 209V212L214 214H211V212L214 211L215 209L211 207H208V209L204 211H201L200 208L198 209L187 208L186 210L188 211V213H194V212L198 213V217H197V220L194 222V225L193 226L187 225L189 226V230H187L186 232H183L180 234L169 235V237H172L173 239H182V242L179 244L180 249H170V252H168V249L166 248H163L161 251L160 249L155 248V249H147L148 252L150 253L156 250L155 252L157 253L158 251H160V253L171 254L175 250L177 251L186 250V253L193 252V254H196V258L191 260L188 264H206L208 262H211V260L215 258V256L211 253V250L213 249L214 246L217 245V242L220 239H227L228 237H233L236 235L235 233H231L229 231L230 227H232L229 225L234 223L235 218L230 219L228 223L224 221L219 222L218 219H220L223 215H226L227 214L226 212L231 213L230 216H232L235 213H238L243 210H248L250 208H257V207L264 208V201H260V199H262L264 196ZM234 194L240 195L238 194V192H234ZM86 202L89 203V201H86ZM74 203L75 204L73 205V207L75 208L76 206H78V203L76 201ZM239 203L242 204L241 207H238L237 209H232L233 205L239 204ZM67 206H71V205L68 204L60 208L63 209L64 207H67ZM60 208H57V209H60ZM57 209L54 206L51 208L52 211H47V212L48 213L53 212L54 210H57ZM41 213L43 212L37 211L31 214L34 217H38L41 215ZM0 215L3 216L6 220H9L11 222L15 221L13 218L6 217L1 211H0ZM22 216L25 218L27 216V213L23 214ZM30 224L32 223H26V225H30ZM83 224L84 222H82L78 226L83 225ZM173 224L180 225L179 222H173ZM216 226H219L218 227L219 230L215 228ZM234 226H244L245 228L247 227L249 228V226L251 225L249 223H242V224H236ZM214 230H218V231H216L215 233H213V235L209 237H203V234H205V232H212ZM78 233H80V231H78ZM151 236L154 238L155 237L154 233L150 235L141 236V238H149ZM251 240H253L252 237H251ZM54 241H59L60 243L64 244L63 248H59V249L58 248H53V249H43L42 248L43 244L51 243ZM197 241L200 242L199 247L201 248H197L195 250L183 249L184 247H187L189 245L191 246L195 245ZM29 244H31V242ZM29 244H25L19 249H22ZM92 244H95V247L92 249L90 248V253L86 254L85 250ZM42 250L46 251L45 254L40 253ZM69 251L74 252V253L68 254ZM240 251L241 249L236 248L233 253H239ZM141 256L144 257L143 253H141ZM155 262L156 264L160 262L161 264H164L162 263L161 260L158 261L157 259ZM143 263L145 264L144 261Z\"/></svg>","mask_w":264,"mask_h":264},{"label":"crops","instance_id":"4","mask_svg":"<svg viewBox=\"0 0 264 264\" xmlns=\"http://www.w3.org/2000/svg\"><path fill=\"white\" fill-rule=\"evenodd\" d=\"M233 101H237V99H235V98H233L232 99ZM218 115H220V114H218ZM261 116H264V113L261 115ZM193 118V117H192ZM240 120H246V121H242L243 123H249L250 121H248V119H240ZM192 131H190V134L189 135H191L192 137H194L195 135L193 134V133H191ZM254 133V132H253ZM252 133V134H253ZM255 134V133H254ZM239 144V143H238ZM239 145H242V146H246V147H248L249 146V144L248 143H241V144H239ZM255 145V144H254ZM254 145H250V148L251 149H249V150H247L248 152L249 151H252L253 150V147H255ZM179 148H188V147H190V145L187 143V142H182L179 146H178ZM226 152V151H225ZM228 153V152H227ZM262 157H259V159H261ZM241 159V158H240ZM167 161V160H166ZM247 163H253L252 161H248ZM246 163V164H247ZM198 174H195V175H190L188 178L189 179H193V180H195V179H197V178H199V176H197ZM195 176H197L196 178H195ZM191 179V180H192ZM196 181V180H195ZM203 183V182H202ZM202 183H201V186H202ZM150 187V186H149ZM152 188V187H151ZM159 188H161V187H159ZM188 188V187H187ZM153 189H156V188H153ZM226 189H230L229 187H227ZM215 190H218V191H222V190H224L223 189V187L222 188H218V189H215ZM202 198V197H201ZM206 200V197H205V195H204V198H202L201 200V202H197V204H200V206H202L203 205V203H205V200ZM233 200V198H229V199H227V202L226 203H228V202H231ZM173 201H170L169 202V200H165V203H168V204H170V203H172ZM175 202V201H174ZM161 203V202H160ZM165 203H161V205H163V206H165V205H168V204H165ZM215 203H213V202H211V203H209L208 205H207V207L208 206H211V205H214ZM184 205L185 206H189V207H193L194 206V204H191V203H184ZM199 206V207H200ZM154 210H155V208H154ZM171 211H172V209H171ZM154 212V211H153ZM163 212H166V211H164V209L163 210H159V212L158 213H163ZM147 213H150V212H148L147 211ZM155 213V212H154ZM169 213H170V211H169ZM195 214L197 215V217H198V213H194V214H192V215H187L186 217V220L185 221H187V222H191V221H193V220H195V218H196V220H197V217H194L195 216ZM262 214H264V212H261V213H257V216H259V215H262ZM229 215H230V213L228 212L226 215H224V216H222L220 219H224V218H228L229 217ZM10 216V215H9ZM169 216L170 217H172V215L171 214H169ZM184 216H185V214H184ZM169 217V218H170ZM180 217H182V215L180 216ZM56 217L55 216H52V217H49L48 219L46 218V219H44L43 221H41V222H37L38 224H35L34 225V227H37L36 225H38V226H40L41 228L40 229H38V230H35V237H40V238H44L45 236H43L42 237V235H46L47 233H48V231L51 229L50 228V224L49 225H47V226H45L44 227V224L47 222V221H50V220H52V219H55ZM86 218H84L83 220H85ZM220 219H218V220H220ZM83 220H81V221H83ZM141 221V220H140ZM250 221V220H249ZM76 222H79L78 220L76 221ZM245 222V221H244ZM128 223H130V222H128ZM128 223H125V224H128ZM192 223H194V222H192ZM124 227H126L125 225L124 226H122V228H124ZM43 228V229H42ZM42 229V230H41ZM236 231V230H235ZM235 231H230V232H235ZM23 231H20L19 233H18V235H20L19 237H22V235H21V233H22ZM213 233H215V232H213ZM213 233L212 234H210V236L211 235H213ZM89 234V235H88ZM35 237L33 238V240H35ZM89 237H90V231L89 232H87V234L86 235H84L79 241H84L85 240V242L87 241V243L89 242ZM206 237H209L208 235L206 236ZM115 238V237H114ZM38 240V239H37ZM39 240H41V239H39ZM113 240H115V239H113ZM79 241H76L75 242V244L76 245H78L79 247L80 246H82V245H84V244H86L85 242H82V243H79ZM31 243H33V242H31ZM29 244V243H28ZM31 246V245H30ZM199 248H201V247H199ZM32 250V249H31ZM31 250H29V251H27V253H30V251ZM194 257H195V255L194 256H192V259L191 260H193L194 259ZM59 261V260H58ZM58 261H56V262H54V264H57V262ZM71 261H72V259H71ZM190 262V261H189ZM128 264H130V262L128 263Z\"/></svg>","mask_w":264,"mask_h":264}]
</instances>
